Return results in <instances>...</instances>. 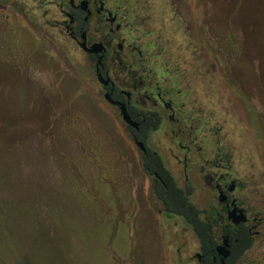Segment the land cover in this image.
<instances>
[{
  "label": "rangeland",
  "instance_id": "obj_1",
  "mask_svg": "<svg viewBox=\"0 0 264 264\" xmlns=\"http://www.w3.org/2000/svg\"><path fill=\"white\" fill-rule=\"evenodd\" d=\"M184 2L186 16L152 23L195 64V96L263 210L264 0ZM30 14L28 0H0V264H199L197 236L157 202L83 59L51 48ZM148 143L161 151V130ZM237 264H264V228Z\"/></svg>",
  "mask_w": 264,
  "mask_h": 264
},
{
  "label": "flooded vegetation",
  "instance_id": "obj_2",
  "mask_svg": "<svg viewBox=\"0 0 264 264\" xmlns=\"http://www.w3.org/2000/svg\"><path fill=\"white\" fill-rule=\"evenodd\" d=\"M28 1L32 10V20H28L33 29L57 53L64 50L68 61L73 55L83 59L93 77L95 89L90 90L99 101L102 96L119 115L141 152L142 163L148 151L159 156L161 169L147 173L157 202L163 206L156 191L164 182L157 172L168 173L192 203L197 191L210 194L209 203L197 208L216 238L210 246L203 247L199 242L194 254L197 262H219L217 248L222 246L229 252L225 264H237L263 231L264 209H260L252 185L239 176L218 128L204 115L202 103L195 96L196 83L201 81L195 64L171 48L169 38L162 36L151 20L166 11L186 16L188 3ZM167 1L172 9H165ZM121 105L133 124L122 119ZM160 130L164 134L161 151L148 143L151 133ZM137 142L143 144V151ZM249 240L250 247L238 255Z\"/></svg>",
  "mask_w": 264,
  "mask_h": 264
},
{
  "label": "trees",
  "instance_id": "obj_3",
  "mask_svg": "<svg viewBox=\"0 0 264 264\" xmlns=\"http://www.w3.org/2000/svg\"><path fill=\"white\" fill-rule=\"evenodd\" d=\"M151 160L148 161V159ZM160 158L148 151L144 157L143 168L148 174L158 171L160 168ZM164 182L156 193L163 201V206L167 216H181L184 221L192 228L195 235L199 239L201 246H210L215 243V234L211 224L205 222L201 217V211L190 201V199L179 189L173 182L172 178L166 172H157ZM252 241L246 242V245L238 252L240 255L243 251L250 247Z\"/></svg>",
  "mask_w": 264,
  "mask_h": 264
},
{
  "label": "water",
  "instance_id": "obj_4",
  "mask_svg": "<svg viewBox=\"0 0 264 264\" xmlns=\"http://www.w3.org/2000/svg\"><path fill=\"white\" fill-rule=\"evenodd\" d=\"M120 114L122 116V119L126 123H128L129 125L133 124V122L130 120L128 114L126 113L124 105H121ZM136 144L140 147V149L142 151L144 150L143 144L141 142H137ZM224 249L225 248H223L222 246L217 248V254L220 256V261L216 262V263H210V264H225L224 261H225V258L228 256L229 252L225 251Z\"/></svg>",
  "mask_w": 264,
  "mask_h": 264
}]
</instances>
